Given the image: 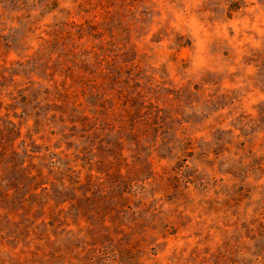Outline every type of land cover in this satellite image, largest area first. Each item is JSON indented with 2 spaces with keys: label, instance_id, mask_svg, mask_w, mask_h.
Returning <instances> with one entry per match:
<instances>
[{
  "label": "rangeland",
  "instance_id": "rangeland-1",
  "mask_svg": "<svg viewBox=\"0 0 264 264\" xmlns=\"http://www.w3.org/2000/svg\"><path fill=\"white\" fill-rule=\"evenodd\" d=\"M0 264H264V0H0Z\"/></svg>",
  "mask_w": 264,
  "mask_h": 264
}]
</instances>
